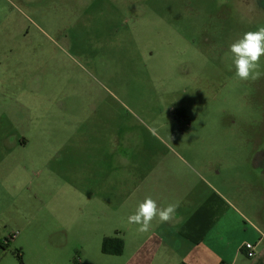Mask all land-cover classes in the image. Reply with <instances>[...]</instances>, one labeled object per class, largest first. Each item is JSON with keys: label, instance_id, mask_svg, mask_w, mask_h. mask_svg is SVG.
Instances as JSON below:
<instances>
[{"label": "rangeland", "instance_id": "374dc122", "mask_svg": "<svg viewBox=\"0 0 264 264\" xmlns=\"http://www.w3.org/2000/svg\"><path fill=\"white\" fill-rule=\"evenodd\" d=\"M261 25L264 0H0L5 259L121 264L117 179L259 226L264 77L234 78L229 46Z\"/></svg>", "mask_w": 264, "mask_h": 264}, {"label": "crops", "instance_id": "0c3cea01", "mask_svg": "<svg viewBox=\"0 0 264 264\" xmlns=\"http://www.w3.org/2000/svg\"><path fill=\"white\" fill-rule=\"evenodd\" d=\"M147 182L148 179H117L114 183V213L120 226L114 230L113 239L115 250L120 248V252L113 255L121 264H264L263 205H251L252 211L246 208L247 215L259 224L256 226L238 210L216 204L218 199L213 195L202 202L196 198L188 202L171 194L148 191ZM253 189L261 193L264 202V179H258ZM146 197L154 199L159 207L173 202L179 207L169 222L160 223L157 218L149 232L140 233L138 226L127 223V217ZM102 199L107 200V194L103 193ZM245 243L254 245L252 257L246 256ZM4 254L0 250V264H10Z\"/></svg>", "mask_w": 264, "mask_h": 264}, {"label": "clouds", "instance_id": "9594fccd", "mask_svg": "<svg viewBox=\"0 0 264 264\" xmlns=\"http://www.w3.org/2000/svg\"><path fill=\"white\" fill-rule=\"evenodd\" d=\"M234 65V78L240 81H256L264 77V25L254 31L245 32L230 46ZM178 203H168L159 207L151 197H146L138 204L133 214L127 217V223L136 225L137 231L147 233L153 227V221L158 218L160 223L169 222L177 212Z\"/></svg>", "mask_w": 264, "mask_h": 264}, {"label": "trees", "instance_id": "16d2710c", "mask_svg": "<svg viewBox=\"0 0 264 264\" xmlns=\"http://www.w3.org/2000/svg\"><path fill=\"white\" fill-rule=\"evenodd\" d=\"M111 241H114L113 239H105L104 241H103V244H102V252L104 253V254H117V253H119L120 252V248H118L117 250H110L109 249V242H111ZM120 242V241H119ZM1 244V243H0ZM1 246V245H0ZM18 258H19V256H18ZM20 259V258H19Z\"/></svg>", "mask_w": 264, "mask_h": 264}, {"label": "built area", "instance_id": "2783aa9c", "mask_svg": "<svg viewBox=\"0 0 264 264\" xmlns=\"http://www.w3.org/2000/svg\"><path fill=\"white\" fill-rule=\"evenodd\" d=\"M243 248L245 249V254L247 257H252L255 254L253 244L245 243Z\"/></svg>", "mask_w": 264, "mask_h": 264}]
</instances>
